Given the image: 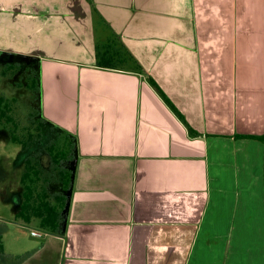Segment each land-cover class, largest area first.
I'll return each instance as SVG.
<instances>
[{"label": "crops", "instance_id": "0c3cea01", "mask_svg": "<svg viewBox=\"0 0 264 264\" xmlns=\"http://www.w3.org/2000/svg\"><path fill=\"white\" fill-rule=\"evenodd\" d=\"M0 54L73 138L63 232L12 264H264V0H0Z\"/></svg>", "mask_w": 264, "mask_h": 264}, {"label": "trees", "instance_id": "16d2710c", "mask_svg": "<svg viewBox=\"0 0 264 264\" xmlns=\"http://www.w3.org/2000/svg\"><path fill=\"white\" fill-rule=\"evenodd\" d=\"M117 54L102 53L97 49V63L99 66L115 68ZM134 59L132 55H130ZM40 66L35 58L11 56L0 54V83L3 79L12 78L19 85L30 91L32 103L29 107L22 104L18 97H9L0 89V131L5 129L10 132V141L19 145L23 151L30 148L31 144L45 136L48 122L42 114L41 98V72L34 71L32 63ZM28 61L26 65L25 62ZM29 81H31L29 83ZM152 85L163 96L165 102L175 114L188 126L192 135L193 130L177 107L165 95L154 80ZM22 86V87H21ZM38 101V103H36ZM26 109V111H24ZM61 131H58V133ZM55 140L47 143L45 150L50 158V167L44 166L40 159L27 157L25 171L21 179L23 187V200L16 214V219L25 225L37 226L40 230L51 234H61L65 223V214L74 179V169L69 160L73 154V138L69 134L66 145ZM59 133V134H61ZM64 133V132H63ZM243 138L256 139L264 142V136L248 135ZM51 141V140H50ZM56 180V183H55ZM7 257L0 240V260Z\"/></svg>", "mask_w": 264, "mask_h": 264}, {"label": "rangeland", "instance_id": "374dc122", "mask_svg": "<svg viewBox=\"0 0 264 264\" xmlns=\"http://www.w3.org/2000/svg\"><path fill=\"white\" fill-rule=\"evenodd\" d=\"M28 61L21 63L25 62L26 65H30ZM32 68L34 71L41 72L42 70L41 65L38 66L33 63ZM18 86L11 77L3 79L0 83L1 91L8 94L9 97H18L22 104L29 107L32 103L30 91ZM58 131L61 129L53 124H48L41 145L47 144L52 135L56 136ZM59 133L58 141L66 145L68 137L65 135V131L62 130V133ZM34 147L31 146L28 150L23 151L19 145L10 141L9 130L0 131V240L7 256L0 260V264H12L27 259L45 242L44 238L32 235V230L38 231L37 226H27L16 219V214L23 200L21 179L25 171V159L33 154ZM43 157L45 161H48L47 155ZM43 165L48 168V163L43 162Z\"/></svg>", "mask_w": 264, "mask_h": 264}, {"label": "built area", "instance_id": "2783aa9c", "mask_svg": "<svg viewBox=\"0 0 264 264\" xmlns=\"http://www.w3.org/2000/svg\"><path fill=\"white\" fill-rule=\"evenodd\" d=\"M31 233L34 236L43 237V233H41L40 231L32 230Z\"/></svg>", "mask_w": 264, "mask_h": 264}]
</instances>
